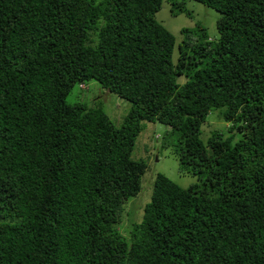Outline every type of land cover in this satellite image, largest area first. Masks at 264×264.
<instances>
[{
  "label": "trees",
  "instance_id": "trees-1",
  "mask_svg": "<svg viewBox=\"0 0 264 264\" xmlns=\"http://www.w3.org/2000/svg\"><path fill=\"white\" fill-rule=\"evenodd\" d=\"M192 1L218 37L183 29L173 61L163 0H0V264H264V0ZM89 81L130 104L119 122L66 102ZM156 122L197 183L156 174L123 226Z\"/></svg>",
  "mask_w": 264,
  "mask_h": 264
},
{
  "label": "rangeland",
  "instance_id": "rangeland-1",
  "mask_svg": "<svg viewBox=\"0 0 264 264\" xmlns=\"http://www.w3.org/2000/svg\"><path fill=\"white\" fill-rule=\"evenodd\" d=\"M173 4H181L183 11L173 13ZM220 16L213 9L192 0H163L161 9L155 14L154 18L174 37L173 61H176L178 56L177 47L185 40L184 33H181V31L183 29L195 30L196 27L200 26L205 29L211 41L218 37L216 22ZM195 38L196 36L192 35L190 40L193 41ZM179 82L183 83L184 78H179ZM71 91V94L66 98L67 103L81 101L90 107H100L116 123L125 115L127 108L130 106L127 101L103 89L96 81H89L84 84V87L75 85ZM225 126L215 114L210 115L207 122L202 126L203 140H206L214 129L221 127L226 129ZM171 135L170 129L163 124L158 122L144 124L143 131L135 142L132 159L144 161L147 169L143 178H141L140 192L137 196L130 198L124 205L127 214L120 221L123 226H127L132 221L139 222L142 219L144 206L151 199L156 174L165 175L182 188L197 183L195 177L179 172V164L174 152L175 140L170 139Z\"/></svg>",
  "mask_w": 264,
  "mask_h": 264
},
{
  "label": "clouds",
  "instance_id": "clouds-1",
  "mask_svg": "<svg viewBox=\"0 0 264 264\" xmlns=\"http://www.w3.org/2000/svg\"><path fill=\"white\" fill-rule=\"evenodd\" d=\"M81 87H83V86H81Z\"/></svg>",
  "mask_w": 264,
  "mask_h": 264
}]
</instances>
